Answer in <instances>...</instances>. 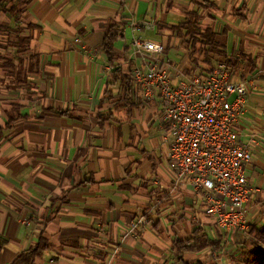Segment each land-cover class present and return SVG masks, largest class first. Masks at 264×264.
<instances>
[{
  "label": "crops",
  "instance_id": "0c3cea01",
  "mask_svg": "<svg viewBox=\"0 0 264 264\" xmlns=\"http://www.w3.org/2000/svg\"><path fill=\"white\" fill-rule=\"evenodd\" d=\"M11 5L18 22L0 13V26L13 29L0 33V264H12L40 237L52 249L33 264H217L223 250L234 257L240 251L230 264H242L264 227V0ZM190 13L234 64L224 61L232 79L252 82L236 125L241 143L254 136L245 168L254 189L246 233L219 229L189 185H174L159 104L145 102L127 76L131 37L161 44L162 58L173 62L166 43ZM133 22L153 28L133 31ZM110 30L116 39L108 60L103 41ZM140 217L145 224L131 232ZM194 233L220 239L221 248H173Z\"/></svg>",
  "mask_w": 264,
  "mask_h": 264
},
{
  "label": "built area",
  "instance_id": "2783aa9c",
  "mask_svg": "<svg viewBox=\"0 0 264 264\" xmlns=\"http://www.w3.org/2000/svg\"><path fill=\"white\" fill-rule=\"evenodd\" d=\"M131 26L133 31L153 28L144 22ZM129 48L125 66L130 80L145 102L155 101L161 109V145L175 167L174 185H189L219 229L227 234L247 232V204L254 189L245 168L254 136L241 143L236 125L246 110L251 80H233L225 62L205 75L187 74L162 58L161 44L140 36L131 37ZM145 222L140 217L130 231Z\"/></svg>",
  "mask_w": 264,
  "mask_h": 264
},
{
  "label": "trees",
  "instance_id": "16d2710c",
  "mask_svg": "<svg viewBox=\"0 0 264 264\" xmlns=\"http://www.w3.org/2000/svg\"><path fill=\"white\" fill-rule=\"evenodd\" d=\"M10 0H0V13H9L18 22L19 16L13 14L15 12L14 5H11L7 9V5ZM200 17L196 13L188 14L186 21L171 29L172 35L180 40V45L188 53V60L190 62V68L182 69L185 73L190 74L197 69H200V73L205 75L211 71L213 66L217 62L226 61L230 67L234 64L226 60L223 49L216 43L214 34L209 30H202L199 27ZM13 29L9 27L0 26V33L5 32L10 35ZM116 39V33L110 30L105 36L103 41V49L108 57V60L112 59V47L113 42ZM17 40V39H16ZM166 50V49H165ZM163 51V53L165 52ZM167 51V50H166ZM170 63L172 61L166 59ZM112 64V63H111ZM174 64V63H173ZM119 68L115 69L114 73H119ZM128 76V75H127ZM127 76H120L123 82H128ZM127 84V91L131 89V83ZM159 233V232H158ZM220 239L217 241L210 240L205 234L194 233V235L184 241H177L173 244V248L178 252L190 251L199 253L205 249H211L217 251L221 248ZM254 250L244 252L241 254L242 264H264V250L261 245H264V227L254 234L252 240ZM52 249V245L43 237H40L36 243L32 244L26 251L21 253L12 264H33L35 259L40 258L42 254ZM181 264H190L182 261ZM191 264H204V263H191Z\"/></svg>",
  "mask_w": 264,
  "mask_h": 264
},
{
  "label": "rangeland",
  "instance_id": "374dc122",
  "mask_svg": "<svg viewBox=\"0 0 264 264\" xmlns=\"http://www.w3.org/2000/svg\"><path fill=\"white\" fill-rule=\"evenodd\" d=\"M171 36V35H170ZM10 43L14 42L15 39H9ZM165 41V39H164ZM167 49H169L170 59L173 60V63L177 65L179 68L184 69L190 68V62L188 60V53L182 49L180 45V41L173 37V35L167 41ZM233 97H229V101H231ZM242 233V232H241ZM246 233V232H245ZM264 250V245H261ZM240 251H237V255H231L232 252L228 250H223L220 255L221 262L217 264H230L231 256L232 258H237ZM225 262V263H224Z\"/></svg>",
  "mask_w": 264,
  "mask_h": 264
}]
</instances>
